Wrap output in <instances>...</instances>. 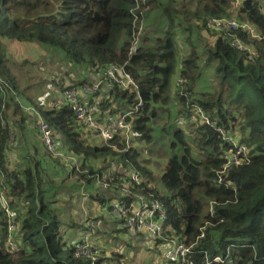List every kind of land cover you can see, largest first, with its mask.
<instances>
[{
    "label": "trees",
    "instance_id": "obj_1",
    "mask_svg": "<svg viewBox=\"0 0 264 264\" xmlns=\"http://www.w3.org/2000/svg\"><path fill=\"white\" fill-rule=\"evenodd\" d=\"M234 3L235 0H184L182 3L178 0H0V194L18 214L14 230L18 248L10 251L7 248L9 218L0 205V264L120 262L124 258L120 253L112 252L111 256L102 258L101 250L95 260L89 256L76 257L79 239L87 234L95 237L104 226L79 225L83 235L71 240L66 238L63 224L68 220L60 215L62 198L59 195L67 181L90 185L96 180L101 182L104 172L119 176V172H113V166L136 170L144 178L140 185L131 182L129 191L152 203L163 204L167 212L166 238L193 244L208 222L204 238L196 242L189 255L192 264H264V40L250 39L242 32L234 34L254 48L252 58L233 46V38L228 33L210 34L207 30L215 41L202 53L190 41L195 35V41L207 46L202 39L207 21L233 15L264 33V17L258 3L244 0L238 8ZM149 20L158 25L142 36L136 53L131 54L135 39ZM192 29L187 38L189 50L183 55L177 46L178 37L183 30ZM149 32L162 36L152 38ZM6 40L35 44L48 53V58L53 57L60 64L66 62L76 69L94 72L111 65L124 67L138 84L143 101L139 112L129 118L134 123L138 143L152 141L155 107L170 103L171 86L178 74V78L186 81L191 94L186 97L187 94L180 93L183 91L180 87L174 88L172 94L180 112L187 113V106L199 107L218 127L240 132V143L250 150L251 162L223 174L221 155L231 146L216 129L201 124L195 141L201 153L196 157L186 135L189 130L185 133L176 126L170 133L173 155L158 179L159 189L151 184L156 177L151 168L142 165L137 149L126 150L121 137L111 141L117 149L92 140L76 122L74 112L67 106L53 104L55 92L48 94L42 89L43 94H39L40 84H46L49 77L66 84L64 69L61 74L41 65L47 78L36 80L31 88L27 82L30 76L16 69L29 61L10 60ZM203 68L214 72L217 84L213 92L197 91ZM65 75L71 76L68 72ZM70 80L74 84H68V88L88 82L87 78L70 77ZM135 97L133 92L117 91L103 106V112L130 111ZM21 100L33 104L30 110L35 113L36 122L40 117L53 130L61 131L69 143V154L81 159L82 164L73 168L70 178L53 179L52 169L57 165L53 168L52 163L59 166L61 163L43 143L42 150L35 147V154H29L19 170L9 168L11 160L6 153L11 129L18 125L22 130L28 128L25 121L26 114L30 113L25 111ZM114 104L119 109L112 108ZM12 116L18 119L11 120ZM115 161L120 163L113 164ZM117 184L118 181L112 184L114 188L108 200L100 194L91 198L103 207L109 206L110 200L117 199L118 190L122 189ZM209 203L213 204V215L209 211L205 213ZM111 225L116 227L114 223ZM215 258H221V262H214Z\"/></svg>",
    "mask_w": 264,
    "mask_h": 264
},
{
    "label": "built area",
    "instance_id": "obj_2",
    "mask_svg": "<svg viewBox=\"0 0 264 264\" xmlns=\"http://www.w3.org/2000/svg\"><path fill=\"white\" fill-rule=\"evenodd\" d=\"M244 0H235L234 6L236 8L242 5ZM258 3L261 14L264 17V0H255ZM207 29L215 34H230L232 44L235 48L244 51L250 58L254 56V48L245 44L241 39L234 34L242 32L250 39L262 41L264 40V33L260 31L254 24L242 21L237 16L222 18H212L206 23ZM138 38V37H137ZM137 38L135 39L131 48V54L136 53L139 45ZM76 69V68H74ZM75 75L83 73V79L87 78L88 82L83 85H77L72 88H68V83L61 84L58 78L49 77L47 81L46 91L50 94L52 88L51 83L54 84L55 92L53 104L58 107L67 106L76 117V122L82 127V129L96 138L103 146L112 147L117 149L116 145H111L116 137H121L125 149H130V146L135 145L133 135L134 123L129 121V118L137 114L140 108L143 106V101L139 93V87L132 76L126 72V69L119 65H111L104 67L94 72H90L87 69H76ZM82 79V80H83ZM185 80L179 78L177 84L181 87L185 84ZM62 89H61V88ZM117 91H130L136 94L135 103L130 111L125 113H110L103 112V106L108 104L112 96H115ZM47 96V95H45ZM43 96L41 102L44 103ZM116 104L112 105V108ZM194 112L199 116L200 123L215 128L224 142L231 146L230 150L224 152L222 158L224 159L223 174L231 168L247 165L251 162L250 150L242 143L236 133H233L225 128L218 127L211 118L203 112L199 107H193ZM192 109V110H193ZM37 128L42 139V143L53 156L57 159L67 160V155L63 154L62 148L58 143L55 134L56 131L38 117ZM15 144L14 140H11L10 146ZM72 159H75L72 157ZM80 166V162H75ZM78 166L76 168H78ZM102 181H97L104 190H113L112 184L116 181L125 179L127 188H124L117 197V199L111 200L107 208L108 219L112 222H117L126 232L130 235L141 236L145 235L144 243L153 249L164 248L163 264H192L189 262V255L191 254L193 246L196 242L204 238L205 229L208 222L200 229V235L193 244H186L179 239L166 238L164 233L167 230V212L165 207L160 202H150L145 197L139 194L132 195L129 191L131 182L136 185H140L142 180L139 173L136 170H125L122 167L119 168V176L113 175L111 172L103 173ZM128 179L129 182L126 180ZM121 190V189H120ZM0 205L4 209L9 218V231L10 238L7 248L10 251L17 250V241L14 230L16 227L15 219L17 212L9 208L7 199L3 194H0ZM209 212L214 214L213 204L210 203ZM97 225L96 222H87V225ZM92 234L85 235L82 239H79L75 246V256H89L90 258H97L100 254L99 246L92 242ZM214 262H221V258H215Z\"/></svg>",
    "mask_w": 264,
    "mask_h": 264
},
{
    "label": "rangeland",
    "instance_id": "obj_3",
    "mask_svg": "<svg viewBox=\"0 0 264 264\" xmlns=\"http://www.w3.org/2000/svg\"><path fill=\"white\" fill-rule=\"evenodd\" d=\"M179 2H183L184 0H178ZM158 23V22H157ZM157 23H154L153 20H149L147 22L144 23V28H142L141 31V35H139V37L137 38L138 41V45L140 46L141 43V39L142 36L145 34H148V31H152L154 25H158ZM163 25H166V22H163ZM207 27L205 29V32L207 31ZM192 30H183L182 36L178 37V49L181 48V53L183 52V55L185 54V52H187L189 50V40L187 39L190 36V33H192ZM210 34H212V32H208ZM215 34V33H213ZM149 35H151L152 38H156V37H160L162 35L160 34H156L153 32H149ZM195 35H193V39L194 40H190L193 44H197L200 52L202 53L204 51V49H206V47L208 48L209 46V37L208 36H202V39L205 40L206 45L204 46V43L201 41H195ZM7 44H5L6 46V51H7V56L9 57L10 60L15 61V62H27L29 61V63L25 64L24 66H22V68H16L18 71V73H25L26 76H30L32 78H28L27 82L31 83L29 85V87L33 88L36 80L39 81L40 79L43 78V70L40 69L41 65H43L44 67L49 64H51L53 66V68L51 69V71L54 72H58V64L60 66L64 67V70L66 72H68L69 75H71L70 77H72L73 80H82L83 79V73H78L75 75L76 69H74L75 67L70 66L68 63L66 62H62V64H60L61 62L53 57L48 58V56L46 55L47 53L44 52V50L40 49L38 50L36 47H30V44H25V43H20L17 41H12V40H6L5 41ZM180 53V54H181ZM182 56V55H181ZM27 60V61H26ZM43 63V64H41ZM54 67H57V69H54ZM46 72V70H45ZM178 74H176L174 76V82L172 83L171 86V92H174V88L177 87V84L179 82V78L177 77ZM70 77L66 76V82L68 84H74L73 81L70 80ZM49 82V81H48ZM47 84V83H46ZM45 83L40 84V88H39V94H43L42 89L45 88L46 86ZM216 84L217 81L214 78V72L212 71V69H208V68H203V75L202 78L200 79L198 85H197V91L198 92H213L216 90ZM52 85V91L55 90V86L53 83H51ZM27 87V92L30 91V88ZM183 91L180 93L185 95L187 94L186 97H190V93L188 90V87L185 84H183L180 87ZM170 93V96L172 97L170 100V103L168 105H165L166 107L162 106V105H156L155 109H156V113L157 116L155 117V121L153 122V132H152V141L147 144V143H138L135 140V134L133 135V139L135 142V145L130 146L131 148L137 149L140 153V161H142V165L144 166H148L149 168H151V172L153 173L154 177H156L155 181H153L151 184H154L153 186L157 185L159 189H161L160 185H159V181L158 179L161 177V175L164 172L165 166L169 160V158L173 155V152L170 151V142H171V136L170 133L174 130V128L176 126H179L182 130L186 132V135L188 136V140H189V144L191 146V148L193 149V152L195 154V156H200V149L196 146V139L198 138L199 134H198V129L201 126L200 123V119L199 116L194 112V109L191 107L190 109L187 106V113L186 112H180V108L179 105L175 104V99L173 94ZM197 96V94L195 95ZM193 100V97H191V100ZM21 102L25 105V107H30L33 104L29 101L26 100H21ZM36 103V100H35ZM114 108H118L116 105ZM119 109V108H118ZM193 109V110H192ZM189 112V113H188ZM10 114H12V110L9 111ZM212 115V114H211ZM13 122V121H12ZM173 124V125H172ZM13 125L16 126V124L13 122ZM18 128L17 127H13L11 130L13 131V133L11 134V138L8 141V151L13 150L14 147L10 146V142L11 140L15 141V134L16 132L18 133ZM16 131V132H15ZM236 131V130H235ZM237 134V137L241 138L240 132L236 131L235 132ZM55 137L58 141V143L60 144V146L63 149V145H69L68 141L65 138V135L61 132V131H57L55 134ZM16 144V142H15ZM15 144L13 146H15ZM96 145V144H95ZM64 150V149H63ZM12 161V159H11ZM57 164L52 163V167L54 168ZM53 176L52 177H56V178H60L62 176H64V173L61 170H57V171H52ZM70 173L67 172V175H69ZM141 180L143 181L144 178L141 177V175L139 174ZM95 185L100 186V184L98 182H94ZM94 183L92 185H94ZM127 185H129V183L124 184V187L128 189ZM83 184H81L80 186H78L76 189H73L72 192L67 189L66 190V195L67 196H73V195H77V189H81L82 192L81 194H96L98 193L96 187H94L92 190H83L84 189ZM88 187H92L89 184L87 185ZM109 191V190H106ZM163 192V190H161ZM119 192H123V191H119ZM118 192V193H119ZM80 194V195H81ZM105 197H107V200L110 198V195L107 194ZM86 198L89 199V197L86 195ZM112 200V199H111ZM110 200V201H111ZM88 202V200H87ZM79 206V205H78ZM86 207L89 206V203H87L85 205ZM107 207H103L101 206L100 209L102 211V213L107 215L108 218V211H107ZM210 208V203L207 205L205 213H207L209 211ZM11 209V208H10ZM76 210V209H74ZM63 212L60 211V215H62ZM8 216V215H7ZM71 216V220H70V224L72 226H70V228H65L67 230V233H74L75 231H77V227L78 225L75 223V216L74 215H70ZM99 220L96 222L98 223ZM69 223V222H68ZM68 223H63L65 225H68ZM104 223V221H103ZM112 228V227H111ZM80 228H78L79 230ZM113 231L111 229V233L113 234ZM82 233H79L77 236V239H79L81 237ZM126 237L123 236L122 232L119 233L117 238L111 237V235L108 237V240L110 241V243H108L110 245V249L108 250H102L101 248V252H102V258L105 257H109L112 255V252H116V253H120L122 256H124V258L121 259L120 262L117 261H113L110 264H161L160 262V258L161 255L159 254L160 249L158 250H154L153 247H149L147 245H145L144 240H145V235H141V236H134V238L132 236H130L128 233L125 235ZM121 237H123L124 239H122ZM135 240V242H134ZM134 242V243H133ZM107 247L108 245L105 244ZM131 247V248H128Z\"/></svg>",
    "mask_w": 264,
    "mask_h": 264
},
{
    "label": "crops",
    "instance_id": "obj_4",
    "mask_svg": "<svg viewBox=\"0 0 264 264\" xmlns=\"http://www.w3.org/2000/svg\"><path fill=\"white\" fill-rule=\"evenodd\" d=\"M203 36H208L209 37V43L213 44L215 41V38L213 35L208 34L207 32L203 31L202 32ZM30 47H36L38 50H40L41 48L35 44H30ZM45 53H47L46 51H44ZM48 54V53H47ZM46 54V55H47ZM43 64V63H41ZM58 66V71H60V73H63V66H60L59 64ZM46 67H48L50 70L53 68V66L51 64L47 65ZM54 69H57V67H54ZM66 71L64 70V78H66L67 75H65ZM43 78H47L46 75L43 76ZM174 82V80H173ZM47 86H45L44 90H46ZM48 89V88H47ZM48 91V90H47ZM50 93L52 92V90H49ZM25 111L29 112L30 114H26V124L28 126V128H26L25 130H22L20 128V126L18 125V133L16 132L15 134V146L13 150L11 151H7V157L8 160L12 161L9 164V168L10 169H17L19 170V168L23 165L25 159L27 158V156L29 154L34 155V148L38 147L40 150H42V141L39 135V130L37 128V122H36V115L35 113L30 110V107H25ZM18 118H11V120H17ZM92 140H96V138H94L93 136H91ZM63 149L62 152L63 154L67 155V160L64 161L62 159H57V161H59L61 163V166L58 165L57 163V167L56 169H52V171H57V170H61L64 173V176H62V178H56L53 177L54 180L59 181L60 179H64L66 180L68 177L70 178V174L67 175V172L71 173L73 171L74 167H77L78 165L75 164V162H80V165L82 164L81 159L74 155H70V151H69V145H63ZM62 148V147H61ZM75 158V159H72ZM120 163L119 161H115L113 162V164H118ZM100 167V165L98 166ZM113 172H119V168L117 166H113ZM96 182V181H95ZM81 184L85 185L83 190H92L94 187H96L98 193L96 194H81L82 190L81 189H77V195H73V196H67L66 195V190L69 189L71 192L73 189H76L78 186H80ZM125 179H121L120 181H118V184L116 185L117 187L121 186L122 189L118 190L122 191L125 187ZM88 184L83 182V183H75V182H71L70 180L66 182V186L64 187V189L61 191V194L59 195L62 200L60 201L61 204V212H63L62 214L65 216V218L68 220L69 225L72 226L70 224V220L72 219L70 215H74L75 216V220H76V224L78 225L77 227V231H75L74 233H67V230L65 232L66 238L67 239H71L74 240V238L76 236H78V234L80 233L78 230L79 225H87V222L93 221V222H97L99 220V222L97 223V225H101L104 226L100 232V234H97L95 237H92V242L96 243L99 248L100 246L102 247V250H109L110 249V245L107 243L108 241V237L111 235V237L117 238L119 233H121L120 231L117 232V230H122L124 232H122L123 236L126 237L125 235L127 234L126 230H124L119 224H117L116 222H112L107 218V215L102 213L100 207L101 205L94 199L91 198V196H97V195H103L106 196L107 194H109L111 196L112 194V189L109 191L104 190L101 186H97L90 184V186L92 187H88ZM122 192H119L117 197L119 195H121ZM81 194V195H80ZM86 195L89 197V199L86 198ZM88 200V202H87ZM89 203V206L86 207L85 205ZM79 205V206H78ZM76 209V210H74ZM104 221V223H103ZM116 224L115 226H112L111 224ZM69 225H65V228H70ZM112 227V228H111ZM111 229L112 230H116L115 234L111 233ZM83 235V234H82ZM130 235V234H129ZM134 238V235H130ZM94 238V239H93ZM122 239H124L123 237H121ZM135 242V240H134ZM133 242V243H134ZM107 244L108 247L105 245ZM131 248V247H128ZM160 248H157L155 250H158ZM101 250V248H100ZM164 253H165V249L161 247L159 254L161 255L160 258V262L161 264H163V259H164ZM113 261H110L107 264L112 263Z\"/></svg>",
    "mask_w": 264,
    "mask_h": 264
}]
</instances>
